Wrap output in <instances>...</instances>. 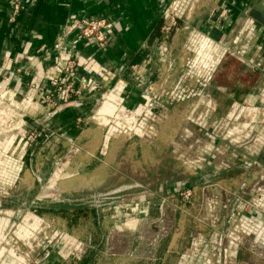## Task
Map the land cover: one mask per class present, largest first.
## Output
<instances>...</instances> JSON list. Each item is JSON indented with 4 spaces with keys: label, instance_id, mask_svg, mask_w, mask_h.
<instances>
[{
    "label": "rangeland",
    "instance_id": "obj_1",
    "mask_svg": "<svg viewBox=\"0 0 264 264\" xmlns=\"http://www.w3.org/2000/svg\"><path fill=\"white\" fill-rule=\"evenodd\" d=\"M188 2L126 85L74 60L29 96L0 77V264H264V21L201 30ZM31 97L96 108L42 137Z\"/></svg>",
    "mask_w": 264,
    "mask_h": 264
},
{
    "label": "crops",
    "instance_id": "obj_2",
    "mask_svg": "<svg viewBox=\"0 0 264 264\" xmlns=\"http://www.w3.org/2000/svg\"><path fill=\"white\" fill-rule=\"evenodd\" d=\"M13 1L0 0V77L9 76L10 85L26 96L37 94L34 82L50 86L46 75L66 60L78 63L83 78L105 72L111 85L117 79L126 85L129 72L149 62L152 47L162 38L164 14L171 6L170 0H19L21 7L13 15ZM187 8L189 19L199 15L196 26L201 30H225L233 19L247 13L264 21V0H189ZM100 18L111 24L104 29V42L72 28L82 19ZM8 68L13 71H6ZM71 97L67 102H43L41 106L29 98L26 107L41 110V123L35 124L27 116V129L42 137L75 138L95 110L96 101H72Z\"/></svg>",
    "mask_w": 264,
    "mask_h": 264
},
{
    "label": "built area",
    "instance_id": "obj_3",
    "mask_svg": "<svg viewBox=\"0 0 264 264\" xmlns=\"http://www.w3.org/2000/svg\"><path fill=\"white\" fill-rule=\"evenodd\" d=\"M21 7V1L15 0L13 1V15H15ZM104 25V29H109L111 27V24L107 22L106 20H98V19H82L79 22L73 23L72 28H78L83 36L91 35L89 33H92L93 29H96L99 25ZM90 27V31H88V28ZM96 39L100 42H104L106 38V34L100 33L99 35H96ZM59 72H62L63 70L58 68ZM51 84L55 85L56 81L51 80ZM92 88V87H91ZM93 89V88H92Z\"/></svg>",
    "mask_w": 264,
    "mask_h": 264
}]
</instances>
